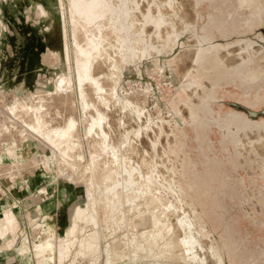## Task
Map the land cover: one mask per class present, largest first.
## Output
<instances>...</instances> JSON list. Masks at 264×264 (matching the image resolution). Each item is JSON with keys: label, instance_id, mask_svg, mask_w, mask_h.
<instances>
[{"label": "rangeland", "instance_id": "rangeland-1", "mask_svg": "<svg viewBox=\"0 0 264 264\" xmlns=\"http://www.w3.org/2000/svg\"><path fill=\"white\" fill-rule=\"evenodd\" d=\"M65 1L49 0L47 3V7L50 3H54L55 14L51 18L53 28L52 30L51 28L47 30L50 31L47 32L46 36L48 37V41L57 48H49L48 51L50 52H47V55L44 54L43 58L45 63L47 61L50 65L54 63V70L49 75L43 70V67L37 71L38 83L34 91L29 90L26 93L23 90L21 92L20 89L16 91L12 89L8 90V92L6 89L0 90L2 96L3 92L9 95H6L8 101L12 102V99L22 101L25 97L26 100L28 99L27 101H31L37 97L36 95L40 91L45 92L57 87L56 80L58 81L57 78L60 76L74 74L76 72L75 67L77 66V61L74 55L75 53L73 52L74 46L70 49L74 43V37H72L74 33L73 23L71 24L70 21H72L74 16L69 12L68 0ZM112 1L110 0V3L116 5V11L118 12L120 6L123 5L121 2L124 0H114L113 2L115 4ZM170 1L138 0L137 4L136 0H127L128 7L130 5L129 16L124 17L123 15L119 19H117V14H113L112 16L109 14L110 17L108 15H106L107 17L104 16L106 18L104 19V24H106L107 20V24L110 23L107 31L111 35L113 34L112 28L117 20H119L117 22L118 29L121 23L128 26L126 32L121 33L120 29H122V26L119 29L120 32L118 31L120 39L122 38L127 46L125 49L122 48V50L118 48L120 46L116 47L117 51H119V57H121H117L119 59L117 61L120 64L122 62L124 63L121 64V67H118L120 64L116 61L118 64L116 79H118L119 85L124 89L123 91H131L132 93V90H135L134 92L138 94V98L141 92H144L141 96L142 98H139V100H142L140 105L142 110L144 109L146 111L148 122L150 120L154 122L151 126L143 124V128L139 129L135 134L133 133L132 137L136 140L143 139L144 145H147L146 147L149 152L152 153L150 154V157H152L150 184L158 187L163 197L175 207L187 208L194 218L196 226L202 235L201 239L206 241V244H210L213 251L212 257L210 253H206L207 257H210L209 261H212L211 258H213L216 264H222L223 258L227 257L232 259V264H264V140L261 143L260 129V119H264V0H180L181 3L179 0H172L176 5H182V8L175 5L176 9L180 8L178 12H174L175 7L171 9L172 5ZM31 6L35 9L37 8L39 17H49V10V13L44 16V13L40 12L42 9L39 10L40 7L38 8L32 4ZM0 11H4V8L1 6ZM64 11L66 12L64 13ZM113 16L115 19H113ZM160 17L163 21L158 23L153 21ZM109 20L115 21H112L114 25H111ZM124 20L128 22L125 24ZM131 20L133 21L132 23ZM98 21L103 22V19ZM67 23L70 26L66 25ZM1 25L0 36L3 35V32H1L4 26L3 21ZM132 25L136 26L134 27ZM53 30L54 32L51 34L50 32ZM66 30L68 32L67 34ZM144 32L147 34V37ZM124 33H126V36ZM159 33L163 34H161V38L165 37L162 39L163 41L160 39ZM174 34L175 36H173ZM164 35H168V38ZM170 36L173 41L170 39L169 45L172 46L173 44L172 47H169L167 43ZM205 37L212 44H216L221 37L224 48L221 55L226 56L225 62L222 63L224 70L222 69L218 74L212 76L204 74V70L209 69L208 65L198 67L197 69L194 66L195 59H201L205 56L203 50L197 46L200 41H204ZM179 39L180 41L177 43ZM63 41L65 48H63ZM133 43L145 53L138 52L140 48L139 50L136 49ZM68 44L71 46L69 47ZM165 46H168V48ZM130 47H133L136 52L130 50ZM35 48H37L36 45ZM176 48H180V51ZM146 49L150 53H146ZM193 49L195 50L194 53ZM67 50H69V54ZM156 50H160V54ZM53 53L60 55L56 57V54ZM125 53H128L130 58ZM132 53L135 56L136 53L139 54V60ZM191 53L193 55L195 54L194 57H191V59L193 58L192 62L189 59L192 55ZM189 54L191 55L189 56ZM53 56L59 62L56 61V58L50 59L49 62L48 58ZM183 57H185L184 60ZM261 61L263 65L262 75L260 74ZM208 64H211V62H208ZM188 65L191 67H188ZM186 66L188 68H185ZM189 76L195 77L196 81L198 80L200 83L204 81L208 82V85H212L213 87L212 89L207 87L208 89L206 91H202L203 87H205L202 86L200 92L197 93L198 98L195 101L189 97V106L183 104V102L180 104L179 110L181 115L179 118L181 119L178 125L176 117L171 113V107L173 105L170 103H174L176 99L171 97L174 95L177 96V86L181 82L186 81ZM103 78L106 79V76H103ZM75 81L76 79L74 78L73 88H75L73 90L77 92L78 84ZM148 85L149 87H147ZM139 90L141 92H137ZM33 93H36V95ZM186 93L189 96L191 91L187 90ZM157 95L164 96L163 98H159ZM78 102L75 106L70 101V105L68 104L70 109L68 107L65 109L68 114L76 111L81 118V103ZM73 107L74 110L72 109ZM54 110L55 108L52 113L55 114L50 116L57 119V114ZM192 110L197 113L196 122L192 121L193 117L190 114ZM209 111H212L213 115ZM115 113L112 116L114 117L116 115L118 117V114ZM125 113V120L128 127L138 126L130 111L126 110ZM186 113L188 116H186ZM54 115L56 116L54 117ZM56 119L55 122H50L51 120L49 119V122L51 124L53 123L52 125L49 124V126L51 125L50 127H54V124L56 125L58 121ZM116 119L113 118L112 120ZM114 124L113 126L118 128V124ZM16 126H18L19 130L9 137L12 143H15L13 138L19 141L22 137L20 135L21 126ZM79 127L83 147L80 151H83L86 156V159L82 163L86 166L90 159L88 154V142L90 138L84 135V125L82 123ZM180 127L184 130V133H187V136L184 137L182 135V129ZM173 130H175L176 137L172 135ZM148 131L152 133V138L148 135ZM139 132L140 135L137 134ZM171 138H173L172 140L176 144V153L173 152L172 147L168 144L169 140L171 142ZM39 144L40 142L37 140V145H34L28 158H31L37 152ZM74 153L76 154L77 152ZM74 153L73 157L75 161L79 162L77 159L78 156L76 155L75 158ZM184 154L187 155L184 156ZM82 167L79 171L80 173L77 172L80 175L79 177L83 176L84 179L87 175L89 177L91 175L92 177L93 174L89 172L85 174L86 176L83 172L81 173ZM183 168L187 170L192 181L196 184V193L193 195L197 200L198 206L190 193L182 191L180 197L176 195L175 186H177V180L181 179L180 171ZM102 172L104 171L99 169L94 174V178L98 182H107L105 178H108V176L106 173L102 174ZM157 172H159V176L156 175ZM77 173H75L74 177L78 179ZM122 173H124L123 177L120 173L113 174L114 179H119L117 183L123 184L127 182V187L137 186L138 183L136 180L124 178L126 175H131L130 172L124 171ZM89 177H86L87 181L92 179ZM85 181H77L78 183L74 185L75 188H78V192L84 196L76 206L84 205L89 200L84 195L85 189L87 188ZM127 187L123 188L126 189ZM118 188L120 189L122 186ZM93 190L94 192H92ZM111 190L110 187H107V193ZM92 191L90 193L94 194L98 201L101 200L104 202V205L102 202H98L100 204L97 205L100 220L99 254L94 252L84 254L79 245L75 243L64 258H58L54 249L46 251L39 247V244L50 237L51 234L44 232L45 235L40 237V229L37 228L35 237L39 241L32 242L33 252L38 257L37 260H34L36 264H41L44 257L50 258L48 260L49 264H198L196 261L184 260L180 256L177 258L175 254L166 251L168 248L165 246L171 241L172 233H169L168 229L172 225V222L170 223L168 221V225L156 227L153 223L151 213L148 211L145 212L146 214L141 213L142 209L135 212L138 207L135 208L132 205L129 208L125 207L122 209L121 200H119L120 193L113 194L111 196L113 202L111 205H108L106 202L109 197H107L103 188L101 189L99 186L92 189ZM121 191L122 189L119 192ZM74 208L72 211H67V213L72 215ZM198 209L204 214V218L201 221L197 218V212L199 213ZM121 210L122 213H120ZM143 210L142 212L145 211ZM118 215L120 217L124 216V219H119ZM84 223L86 224L87 232L95 229L94 224L88 218ZM18 225L17 218L12 227L8 226V224H2L0 226V238L4 239L10 232L15 233ZM67 226L69 225L67 224L65 228H68ZM63 230L60 232L61 234H63ZM53 235L54 238L55 236L57 238L59 233H53ZM79 235L82 236V233H79ZM107 247L109 254L106 251Z\"/></svg>", "mask_w": 264, "mask_h": 264}, {"label": "bare ground", "instance_id": "bare-ground-1", "mask_svg": "<svg viewBox=\"0 0 264 264\" xmlns=\"http://www.w3.org/2000/svg\"><path fill=\"white\" fill-rule=\"evenodd\" d=\"M60 1L62 2V0ZM48 2L49 0H31L32 5L37 6L38 8L40 7L39 10L42 9V11L40 10V12L41 13L43 12L44 16H46L49 13L48 11L49 9L47 7ZM67 2L69 4V10H70L69 12H71L72 15L74 16L72 21H70L71 24L73 23L72 25H73L74 33L72 34L73 35L72 37H74V43L72 44V46L70 44L68 45L69 47L71 46L70 49L74 46L73 52L75 53L74 55L77 61V66L75 67L76 72L74 74L72 73L67 74V75L65 74L64 76H60V77L57 75L59 77L57 78L58 81L55 79L57 82V87L53 88L52 90L45 91V92L40 91L39 94L36 92L38 95H36V93L35 94L33 93L37 97L31 101H27L28 99L26 100V97L25 99L23 97L24 100L22 101L21 100L18 101L15 99H12L13 100L12 101L10 99L12 101L10 102L6 99L7 97L6 95L8 94H4V92L1 91L3 92V96L0 94V105L3 108H5V110L8 111L9 113L8 120L10 122L4 129H0V138L1 137L3 138V139L2 138L0 139V162H3L0 164V176L3 178V180L7 181L10 184H13L19 177H24L25 175L31 174V173L33 175V173H35L36 171L41 170L46 175L50 176V178L52 179L51 183L53 184L54 183L59 184V185L68 184V185L74 186L76 183L81 182V180L85 181L87 176L89 177V175L87 176L85 175L86 173L88 174L89 172L90 174H93L92 177L90 175V177L92 178L90 181H87V180L85 181V186H87L86 196H87V199L89 200L84 205H79L76 208H74V212L70 216L71 222L68 228L65 230L64 234H60L59 236V239L62 242L61 244H59V256L61 259L65 257L67 252L71 249V247L75 243L79 244L82 252L84 253L94 252L97 254L98 252H100L98 251V249L100 248V220H99V211H98L97 205H99L102 201L101 200L98 201L97 198L94 196V194L90 193V191L100 186L101 189L103 188L105 190V194L107 193V187L109 188V186H107L108 184H106V182H103L101 180H99L101 182H98L94 178V174L98 172L99 169H102V171H104L102 172V174L106 173L108 177H109L108 174L110 173H122L124 171L130 172L134 175L135 180L138 183L137 186L127 187V185H125L124 187H127V188L126 189L123 188L122 191L119 192L120 193L119 200H121L122 209H124L125 207L129 208L132 205L135 208L138 207L137 210L135 209L136 210L135 212L139 211V209L145 210V211L143 210L144 212H142L141 210V213H145L146 211H148L149 213H151V216L153 218V223L156 227L166 226L168 225L167 224L168 221L170 223L172 222V225L168 229L169 233H172L171 238H170L171 241H169L168 244L165 246L166 248H168V250L166 249V251L170 252L171 254H175L177 258H179L180 256L184 260L187 259L191 261H196L198 262V264H216V261L213 258H211L212 261H209L210 257H207L206 253L207 252L210 253L212 257L213 251L211 249V246L210 244H206V241H203L201 239L202 235L200 231L198 230V227L196 226L194 218L189 213L188 209L185 207H175L171 202H169L163 197L158 187L152 186L150 184L151 167H152V161H151L152 157H150V154L152 153L149 152L148 148L146 147L147 145H144L143 139L140 138L141 140L140 139L136 140L135 138L132 137V134L133 133L135 134V130L138 131V129L143 128L142 127L143 124H145L146 126H151L152 123L154 122H152L151 120L150 122H148L146 111L144 109L142 110L141 108L140 104L142 100H139V98L144 94V92L142 93L140 90L137 91V92H141V95H139L140 97L138 98V94L134 92L135 90H132L133 91L132 93L131 91L130 92L123 91L124 89L119 85L117 81L118 79H116L117 65H118L117 63L120 64V62H118L119 61L118 58H121L119 57L120 56L118 54L119 51H117L116 47L120 46L118 48L122 50V48L125 49L127 46L126 42H124L122 38L120 39L118 31L120 27L122 26V29H120L121 33L124 31L126 32L128 26L127 25L125 26L124 24L121 23V26L118 29L117 22L119 20H117L116 22L112 20L113 22H115V25L112 24V21L109 20L111 22V25H114V27L112 28L113 31L111 30L113 34L111 35L107 31L109 24H110V23L107 24L108 20L106 21L107 26H105L106 24H104V19H106L104 18V16L107 17L106 15L109 16V14H111V16L113 14H117V19H119L123 15L124 17L129 16L130 5L128 7L127 0L122 1L121 4L123 3V5L120 6V10L117 12L116 5H112L110 3V0H68ZM136 2L138 4V0H136ZM171 2L172 0L170 1V4L172 5L171 9L175 7L174 9L176 11L173 9L174 12H178L180 8L176 9V6L181 7L182 5L181 4L176 5L175 3L172 2L174 4L173 5ZM65 12L66 11H64V13ZM3 14H4V11L3 12L0 11V26H2L1 23H2ZM142 15L144 16V14ZM62 16H61V19H62ZM102 16H103L102 18L103 22H99L98 20H102L101 19ZM67 17H71V16H67ZM113 19H115L114 16H113ZM153 21L155 23H158L163 20L160 17V18L154 19ZM127 22L128 21H126L125 24ZM132 22L133 21L131 20V23ZM66 25H68V23ZM132 26L135 27L136 25H132ZM147 26H151V25H147ZM63 27H64V23H63ZM25 30L27 29L25 28ZM53 32L54 30L50 33L52 34ZM22 33H23L22 30L18 28L16 29L15 34L17 36V41L12 48V52H14L15 54L12 61L6 60L5 58L2 59L1 58L2 53L0 51V90H4L5 88H7L9 84H11V81L16 79L19 76V74L22 73V69L24 66L23 61L25 58H29L27 59L28 60L27 64H28V69H29V72L27 71L29 74L28 79L31 80L33 78L34 72L32 73L30 69L32 68V64H33V62L31 61V58H32L31 48L35 49V45H36L35 36L31 35L28 37V36H24ZM67 33L68 32L66 30V34ZM124 34L126 36V33ZM147 34H146V37H147ZM161 34L159 36H160V39L162 40L165 37L161 38V36L163 35ZM63 35L64 34H62V36ZM173 36H175V34ZM166 37L168 38V35ZM170 39L172 40L171 36L168 39V42H167L168 45H169V42L171 41ZM205 39L204 41H200L197 44L198 48L203 50L205 56L201 59H198V58L195 59L194 66L197 69L198 67L208 65L209 69L204 70L205 72L204 74L205 75L209 74V76H212V75L218 74L220 71H222V69L224 70L222 63L225 62L226 56L221 55V52H223L224 50L221 37H220V40L216 42V44H212L208 39L206 40ZM127 41L129 40L127 39ZM179 41L180 39L177 41V43H179ZM65 44H66V41H65ZM63 45H64V41H63ZM172 46L169 45V47H172ZM134 47H136L135 44H134ZM63 48H65V45ZM139 48L140 47L138 48L136 47V49L138 50ZM166 48H168V46ZM150 49H151V46H150ZM69 50H67V52ZM130 50L133 51L134 48L130 47ZM134 51L136 52V50ZM145 51H147V49ZM159 51H157V53H159ZM175 51L174 53H176ZM49 52L50 51H48V53ZM70 52L72 53V51ZM138 52L145 53L141 48H140V51ZM194 52L195 50L193 49V53ZM216 52H217V56H216ZM56 53H53V54H56ZM137 53H136L137 57L133 53L132 55L138 59L139 54ZM146 53H150V52L147 51ZM167 53L169 54V52ZM191 54H189V56ZM57 55L59 56L60 54H56V57ZM126 55L128 56V53ZM142 55L144 56V54ZM177 55H180V54H177ZM194 55L192 54L189 59H191L192 56L194 57ZM56 57L53 56V57L48 58L49 62H50V59L52 58L55 59ZM184 58L185 57H183V60ZM192 59H191V62H192ZM123 60L125 61V59ZM56 61H58L57 58H56ZM208 62H211V64H208ZM9 63H10L9 70L6 73H4L3 69L6 65H9ZM46 63H48V61ZM55 64L57 65V63ZM121 64H124V63L122 62ZM121 64L118 67H121ZM188 64H191V63H188ZM51 66H54V63ZM179 67L181 68V66ZM188 67H191V66L188 65ZM188 67L186 66L185 68H188ZM39 69H41V66L36 68V72ZM2 72L4 74H2ZM103 76L104 77L106 76V79H104ZM74 78L78 82L77 83L75 81V83L78 84L77 92L73 90L75 88V87L73 88ZM202 86H205L203 87L202 91H206V89H208L207 87H210L211 89L213 87L212 85H208V82L204 81L200 83V81L198 80L196 81L195 77H192V76H189L186 81L181 82L180 85L177 86L176 88L177 96L174 95L171 97V98H175L176 100L174 103L173 102H170V103L173 105L171 107V113L174 115V117H176V121L178 125L180 124V119H181L179 118L181 115L180 110H179L180 104L183 102V104L189 106L190 99L195 101L198 98L197 93L200 92V88ZM147 87H149V85ZM187 90L191 91V94H189V96L186 93ZM155 93H158V92H155ZM163 96L157 95V97L159 98L161 97L163 98ZM210 98H212V96H210ZM70 101L75 106L77 105L78 101L81 103L80 106H81L83 117L81 116L80 118L76 111H74L76 113L73 112L72 114H68V112H66L65 108L68 107V104ZM167 104H169V102H167ZM54 108H55L54 111L57 114V116L54 115V117L56 116L58 121L55 118L57 121L56 125L54 124L53 125L54 127H50L53 124V123L51 124L50 122H55V119L50 116L52 114H55V113H52ZM68 109H70V106L68 107ZM72 109L74 110V107ZM126 110H129L130 114L134 116L138 126L131 127V128L128 127V124L126 123V120H125ZM112 112L114 113L118 112V113H115V114H118V117L116 115H114L113 117L112 114L114 113ZM209 113L212 114L213 112L209 111ZM190 114L193 117L192 121L196 122L197 113L192 110L190 111ZM111 116L114 119L116 118L117 119L112 120L113 118ZM186 116H188V114ZM49 117H51L54 121ZM49 119L51 120L50 122H49ZM81 123L85 127V128L83 127L84 131L82 130L85 133L84 135L90 138L88 142L89 143L88 144L89 145L88 154H89L90 159H89V163L86 164V166L84 165V163H82L86 159L85 153L83 151L82 152L80 151L81 148H83L81 135L79 131L80 129L79 126ZM49 124L51 125L49 126ZM113 124L114 125L118 124V128H115ZM16 125L21 126V128L20 127L19 128L21 129L20 135L22 137H21V140L19 141L16 138L15 139L13 138V140H15V143L14 142L12 143L9 137L14 135L15 134L14 132L19 130L18 126ZM180 129L182 128L180 127ZM183 131L184 130L182 129L181 131L182 135L184 137L187 136V133H184ZM140 132L137 134L140 135ZM174 132L175 130L172 131V135L176 137L177 135ZM148 135L150 136V138H152V133H149V131H148ZM172 139L173 138H171V142L169 140L168 144L170 145V147H172L173 152L176 153L177 152L175 150L176 144L174 140ZM37 140L40 142V144L38 145L39 148L37 149V152L31 158H28L29 157L28 155L32 151L34 145L35 146L37 145ZM74 152H77L78 154L77 153L75 154ZM73 153L75 154L74 155L75 158H76V155L78 156L77 159L79 160V162L75 161L73 157ZM186 155L187 154H184V156ZM4 161H6V163H4ZM53 163L55 164L54 166L52 165ZM81 167L83 168L81 173L83 172V174L86 176L85 179L83 178L82 174H81L82 177H79L80 175H78L77 173L81 170ZM195 171L198 172L197 170ZM75 173H77L76 175H78L79 180L82 178L80 181L74 177ZM137 174H139L138 177H137ZM156 175L159 176V172H157ZM180 175H181V179L177 180V186H175L176 195L180 197V194L182 193V191H184L185 193H190L194 202L198 206L197 200L195 196L193 195L194 193H196L195 192V188H196L195 182L192 181V178L187 173V170H184V168L180 171ZM41 189L43 190L42 193L49 191L48 186H44ZM92 192H94V190ZM109 202H110V199H107L106 203H108V205H109ZM102 203L104 205V202ZM4 212H6V210ZM120 213H122V210L120 211ZM120 215H118L119 219L121 218L124 219V216L120 217ZM6 217L7 219H10L9 214ZM87 218L89 219L91 223L94 224L93 226L95 229L92 230L91 232L86 233V235L80 239L78 237V234L85 233V229H84V226H82V224ZM197 218L201 221V219L204 218V214L200 211L199 213L197 212ZM50 242L51 241H47L45 242L44 245L40 244L39 247L41 249H48L49 247H51ZM106 251L108 253V247L106 248ZM108 258H109V255H108ZM231 260H232L231 258L224 257L222 264H232Z\"/></svg>", "mask_w": 264, "mask_h": 264}, {"label": "crops", "instance_id": "crops-1", "mask_svg": "<svg viewBox=\"0 0 264 264\" xmlns=\"http://www.w3.org/2000/svg\"><path fill=\"white\" fill-rule=\"evenodd\" d=\"M0 6L4 8V14L2 16L4 26L1 31L3 35L0 36L1 58H5L9 61H12L14 58L15 54L12 52V48L17 41V36L15 34L17 28L23 31L22 34L24 36L29 37L32 34L35 35L37 47L35 49L31 48V61L33 64L30 71H32V73L34 72L33 78L31 80L28 79L29 69L27 59L29 58H25L23 61L24 66L22 73L11 81V84L5 89L7 92L12 89L14 91L21 89L26 93L29 90L34 91L38 83V72H36V68L39 66L43 67V70L48 75L51 74L52 70L55 68L45 63L43 58L44 54H47L49 48L53 49L56 47L48 41V37L46 36L47 32L50 31L47 30L50 28L52 30L53 28L51 18L54 17L55 14L54 3L48 5L50 11L49 17H39L37 9L31 6V0H0ZM25 28L27 30H25ZM9 66L10 63L4 67V73L9 70ZM262 67L261 61L260 74ZM3 72L2 74H4ZM260 129L262 143L264 140V119H260ZM135 132H137V130H135ZM1 163L3 162H0V164ZM4 163H6V161H4ZM52 165L54 166L55 164L53 163ZM113 174L115 173H110L108 174L109 177L105 178L107 180V182H105L108 185L111 184L109 187L112 189L110 192L106 193L107 197L110 199L109 205L113 202L111 196L116 193L119 194V191L123 189L125 185H128L127 182L123 184L117 183L119 179H114L115 177ZM120 174H122L123 177L124 173ZM130 174L129 176L124 175V178L135 180L134 175L132 173ZM51 180L50 176L46 175L41 170L36 171L33 175L31 173L24 177H19L13 184L3 180L0 176V226L2 224H8V226L12 227L16 218L19 223L15 233L10 232L4 239L0 238V264H36L34 260H37L38 257L33 252L32 242L39 241V239L35 237L37 228L40 229V237L44 236L45 233L51 234L50 237L40 243L44 245L45 242L51 241V247L42 250L47 251L54 249L57 257H60L59 244L62 243L59 239L60 232L64 229V234L67 229L65 226L70 224L71 215L67 213V211H72L84 196L82 193L78 192V188H75V186L68 184H53ZM44 186H48L49 191L42 193L43 190L41 188ZM121 186L122 188L119 189L118 187ZM84 195L86 196V189ZM5 210L6 212H4ZM8 214L10 215V219L6 217ZM82 226H84L85 233L82 234V236L78 234L80 239L88 233L86 231V224L83 223ZM53 233H59V235H57L58 237L56 238L55 236L54 238ZM48 260H50V258L44 257L41 264H49Z\"/></svg>", "mask_w": 264, "mask_h": 264}, {"label": "built area", "instance_id": "built-area-1", "mask_svg": "<svg viewBox=\"0 0 264 264\" xmlns=\"http://www.w3.org/2000/svg\"><path fill=\"white\" fill-rule=\"evenodd\" d=\"M8 116V111L0 105V129H4L9 124Z\"/></svg>", "mask_w": 264, "mask_h": 264}]
</instances>
